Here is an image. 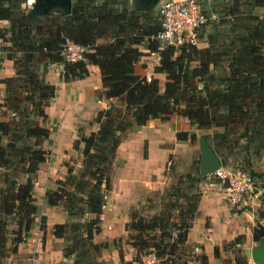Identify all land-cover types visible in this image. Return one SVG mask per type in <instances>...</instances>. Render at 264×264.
Returning a JSON list of instances; mask_svg holds the SVG:
<instances>
[{"label":"trees","instance_id":"1","mask_svg":"<svg viewBox=\"0 0 264 264\" xmlns=\"http://www.w3.org/2000/svg\"><path fill=\"white\" fill-rule=\"evenodd\" d=\"M24 2L0 1V21L7 24V28H0V56L12 61L14 70L12 77L0 82L3 86L1 117L5 113L10 115L0 120V264L15 253L23 236L30 232L36 215L32 181L38 166L47 157V152L41 149L49 132L44 127V108L53 97V86L42 80L44 63L61 64L64 80L81 79L86 75L87 65L96 66L101 80L96 98L118 100V105L110 104L108 109L97 113L96 132L87 136L79 134L73 142V150L82 145V178L74 192L66 190V182L57 181V188L43 195L46 205H60L70 219L86 213L93 215L84 226L86 241L91 239L92 231H97L98 217L103 212V195L110 190L111 162L126 131L144 126L148 120L175 114L198 129L220 128L222 133L215 145H225L229 155L236 151L247 154L250 143L258 136L261 143L264 142V59L259 52L262 41L258 43L252 34L231 40L226 56L194 47H164L157 51L158 42L150 38L159 30L158 16L139 15L129 10L111 11L96 0H72L68 15L48 14L31 25L26 21ZM246 2L264 9V0ZM214 5L211 0L209 9L213 11ZM221 10L219 16L214 12L227 23H232L238 12L233 1ZM99 40L102 43H97ZM66 41L88 48L84 62L72 65L63 62L59 51ZM140 49H146L147 55L159 57L152 72L165 76L161 92L155 78L146 81L144 76L134 73V65L144 55ZM193 63L194 67L189 69ZM218 63H221L219 67ZM209 65L216 74L210 72ZM221 68L219 76L217 72ZM237 139L243 141L242 146L237 145ZM220 165L246 171L227 164L224 159ZM246 172L254 177L253 173ZM70 173L68 168L67 174ZM182 181H177L175 192L179 191ZM83 193V198L77 195ZM196 202L187 206L185 213L176 201L167 204L165 219L134 217L127 226L135 234L131 238L132 247L137 251L134 259L141 264L139 252L149 249L153 250L156 260L164 256L169 259L178 247H183L185 221L193 214ZM75 203L80 208L76 209ZM174 210H178L177 223L180 224L176 230L179 232L168 244L167 221ZM8 218L13 221L11 228L7 226ZM63 228L53 226L54 237H61ZM150 232L153 236H148ZM263 237L264 225L256 226L252 231L253 241ZM239 240L237 237L229 244L234 245ZM212 251L213 257L219 260L218 248ZM222 262L227 264V261ZM166 263L174 264L170 260ZM233 264L246 263L244 257H234Z\"/></svg>","mask_w":264,"mask_h":264},{"label":"crops","instance_id":"2","mask_svg":"<svg viewBox=\"0 0 264 264\" xmlns=\"http://www.w3.org/2000/svg\"><path fill=\"white\" fill-rule=\"evenodd\" d=\"M96 1L107 5L112 3L113 9L117 11H134L142 7L141 0ZM232 1L236 2L238 9L234 21L227 23L223 22L226 19H218L209 22V28L202 31L195 49L226 56V47L231 40L252 34L258 43L262 41V7L249 5L246 0H213V11L216 12L217 8L216 13L221 15L223 6L226 7ZM0 28H7L6 22L0 21ZM140 50L144 55L134 65V73L155 78L161 92L165 76L146 72L150 61L154 62V66L157 63L154 56L150 58V54H146V49ZM221 63H218L217 67ZM46 64L42 80L53 86V97L44 108V127L49 132L47 139L41 144V149L47 152V157L38 166L35 186L32 188L36 215L30 232L23 236L22 242L16 246L15 253L4 258L1 264H140L134 259L137 251L132 247V240H128L132 234L127 226L138 216H147L144 219H165L168 214L167 204L175 202L171 192L177 181L194 177L192 172L198 173L200 177V138L205 140L220 163L224 159L227 164L244 168L253 173V178L258 184L264 179V142L261 143L260 136L258 139L256 137L254 143H250L247 154L236 151L229 155L225 145H215L222 133L220 128L198 129L186 118L175 114L165 119L148 120L144 126L122 134L111 162L110 190L103 195L104 208L98 217L97 231H92L91 239L85 240L86 250L80 252V246L76 247L72 240L65 238L66 226L72 223L71 219L60 205H46L43 195L53 190L56 181L63 180L67 175L68 166L73 167L74 162L77 167L82 165L81 154L78 153L82 145H79L78 150H73V142L79 134L87 136L96 132L97 113L108 109L110 104H118V100L105 101L96 98V94L101 90L100 74L96 66L87 65L86 75L81 79L64 80L60 74L61 64ZM194 65L195 63L191 64L189 69ZM209 70L216 74L211 65ZM13 75L12 61L0 56V82ZM2 96L3 86L0 83L1 100ZM237 143L242 146L243 141L237 139ZM177 199L178 203L186 204ZM83 216L84 223L93 219V215L87 213ZM188 217L184 245L178 247V253L175 252L169 258L176 256L173 260L177 263V257L187 251L192 256H185L180 263L185 261L186 264H226L222 261H227V264H233V259L239 257L241 248L244 254L245 250L256 247L252 231L256 226L264 225V196L258 200L247 199L242 205L234 208L223 200L216 183H203L199 187L195 210ZM172 220L169 218L167 222ZM55 225L64 226L59 238L53 234ZM237 237L240 240L230 245L229 243ZM261 240L264 242V237ZM70 241L72 244L67 248ZM213 248H218L219 260L213 257ZM228 248L231 251L236 249L237 253L233 255L230 251L229 254H223ZM240 257H244L246 264H253L245 255ZM162 264L165 263L162 261Z\"/></svg>","mask_w":264,"mask_h":264},{"label":"built area","instance_id":"3","mask_svg":"<svg viewBox=\"0 0 264 264\" xmlns=\"http://www.w3.org/2000/svg\"><path fill=\"white\" fill-rule=\"evenodd\" d=\"M210 5L211 0H160L157 8L159 30L150 38L158 42L157 51L164 47L175 49L196 47L207 24L218 20L217 14L209 9ZM260 20L264 25V9ZM87 49L82 45L66 41L59 54L64 63L72 65L85 61ZM259 52L264 59V39ZM151 55L155 57V63H158L157 54ZM144 77L146 81L150 79L147 76ZM209 176L219 186L223 199L230 207L237 208L247 199L258 200L264 194V185L256 183L248 172L238 168L220 165ZM140 259L141 264L157 262L152 249H149L147 255Z\"/></svg>","mask_w":264,"mask_h":264},{"label":"rangeland","instance_id":"4","mask_svg":"<svg viewBox=\"0 0 264 264\" xmlns=\"http://www.w3.org/2000/svg\"><path fill=\"white\" fill-rule=\"evenodd\" d=\"M31 2L32 1H28V0H25V2H24V5H23V8L25 9V11H26V14H27V12H28V10L30 9V5H31ZM106 6H107V8L109 9V10H115V9H113V6L114 5H112V3H110V5H107V4H105ZM158 5H159V2L158 3H156L155 5H153V6H151V7H148V8H143V7H139V9H136V10H134V12H136L137 14H142V13H146V14H148V16H154L155 18L157 17V8H158ZM215 10H216V12L218 13V9L217 8H215ZM51 15H56V14H60V13H58V12H53V13H50ZM42 18V17H41ZM209 28V25H208V27L206 26L205 27V29L203 30V32L205 31V30H207ZM0 48H1V45H0ZM150 58L152 57V55L150 54V55H148ZM143 60V59H142ZM146 61V60H145ZM154 62H152V61H150L149 62V68L147 69V71L146 72H148L149 74H152L153 72H152V69H153V67H154ZM62 66V65H61ZM156 66V65H155ZM144 67H146V65H144ZM60 74H63V66H62V70H61V73ZM220 74H222V71L221 70H219L218 72H217V75H219L220 76ZM2 98H3V96H2ZM0 102H1V99H0ZM116 105H118V104H116ZM1 112H3V109H0V120H5V119H7L10 115L8 114V113H5V115H4V117H1ZM77 138V137H76ZM77 140V139H76ZM3 143V142H2ZM78 153H80V151L78 152ZM80 159H81V157H80ZM68 168H70V170H71V173L70 174H67L64 178H63V180H58V181H61V182H66V190L68 191V192H70V193H73L74 192V187L76 186V184L79 182V180H81V173H82V166H80V167H77V166H75V162H74V166L73 167H69L68 166ZM244 169V168H243ZM73 171V172H72ZM192 174L194 175V177H189L187 180L185 179V180H183L182 181V183L179 185V191H177V192H175L174 191V187H173V190H172V196L174 197V200L177 202V204H179L181 207H182V213L184 212H187L188 211V207L187 206H193L194 205V203L196 202V199H197V197H198V192H199V187H200V185H202L203 183H216L214 180H213V178L212 177H210L209 175H206V176H204V177H198V173H195L196 174V176L197 177H195V174L192 172ZM80 175V176H79ZM71 176V177H70ZM79 176V177H78ZM262 181V185H264V179H262L261 180ZM57 182V181H56ZM56 182L54 183V187H53V190L54 189H56L57 188V185H56ZM35 186V178H34V180L32 181V188ZM221 193V192H220ZM79 197H81V198H83L84 197V193L83 194H77ZM182 195V196H181ZM222 195V194H221ZM162 196V195H161ZM185 199H184V198ZM177 198H179V200H181V198H183V200H181L182 202H186V204L185 205H183L182 203H178V199ZM222 198H223V196H222ZM224 200V199H223ZM225 201V200H224ZM226 202V201H225ZM227 204V203H226ZM228 205V204H227ZM76 209H78V208H80V205L79 204H74L73 205ZM147 206H148V204H147ZM229 206V205H228ZM62 210L64 211V209L62 208ZM172 215H170L171 217V219H173L171 222H169L168 224H169V227H168V229H167V232L168 233H170V238L169 239H167L166 240V243H168V244H171L172 243V241L175 239V236H176V234L179 232H177V230H176V228H177V225L178 224H180L179 222L177 223V221H178V210H174L172 213H171ZM139 217V216H138ZM147 217V216H146ZM145 216H144V218H146ZM173 217V218H172ZM83 218H84V216H80V217H78V218H75V219H71V221H72V223H70L68 226H66L67 227V229L65 230V238L66 239H68V240H72V242H73V244L76 246V247H78V246H80V252H83V250H86V242H85V235H83V230H84V226H85V223H84V220H83ZM143 218V217H142ZM143 218V219H144ZM83 220V221H82ZM174 220H175V222H174ZM185 223L187 224L188 223V220H186L185 221ZM7 226H8V228H11V227H13V221H12V218H8L7 219ZM171 226H173V227H171ZM130 234H132V236L134 235L135 236V234H134V232L133 231H130ZM83 236V237H82ZM134 236H133V238H134ZM151 236V235H150ZM152 236H153V234H152ZM154 236H157V233H154ZM142 238H145V235L143 234L142 236H141ZM131 236H129V238H128V240H130L131 241ZM72 242L70 241V244L68 243V245H67V248H69V246L72 244ZM135 243H136V241H134ZM132 245H134V244H132ZM68 250V249H67ZM230 251L231 250H229V248L225 251V253H223V254H229L230 253ZM240 250H238V252H239ZM240 252H241V254H240ZM239 253H238V256L240 257V256H243L244 254H243V250H242V248H241V251H240ZM140 253V255H141V258L143 257V256H146L147 255V251H145V252H139ZM176 253H178L177 251H176ZM231 253L234 255L235 253H237V250L236 249H234L233 251H231ZM194 254V253H193ZM175 256V255H174ZM179 256H181V257H179ZM177 258L179 259V261H177V263H175L174 262V260H175V258H176V256L172 259H167L165 256L159 261V260H157V264H162V261L165 263V264H168V263H166V260H170V261H173L174 262V264H180V261L182 260V259H185V256H192V254L191 253H188L187 251L183 254V255H179ZM247 259H249V258H247ZM250 260V259H249Z\"/></svg>","mask_w":264,"mask_h":264},{"label":"water","instance_id":"5","mask_svg":"<svg viewBox=\"0 0 264 264\" xmlns=\"http://www.w3.org/2000/svg\"><path fill=\"white\" fill-rule=\"evenodd\" d=\"M159 1L160 0H141V6L143 8H148ZM71 2L72 0H34L26 14V21L28 24L34 25L40 21L41 17L53 13V9L57 7L61 9L58 13L68 15L71 9ZM46 65L47 64L44 63L43 68H45ZM198 150L201 154L199 176L204 177L211 174L221 163L203 138L198 140ZM244 255L246 258H249L253 264H264V242L258 240L256 242V247L245 250Z\"/></svg>","mask_w":264,"mask_h":264},{"label":"bare ground","instance_id":"6","mask_svg":"<svg viewBox=\"0 0 264 264\" xmlns=\"http://www.w3.org/2000/svg\"><path fill=\"white\" fill-rule=\"evenodd\" d=\"M28 1H29V0H28ZM30 1H32L31 4H33L34 0H30ZM60 10H61V9L57 7V8H55V9H53L52 12H60Z\"/></svg>","mask_w":264,"mask_h":264}]
</instances>
